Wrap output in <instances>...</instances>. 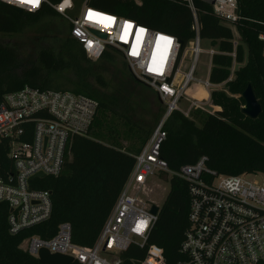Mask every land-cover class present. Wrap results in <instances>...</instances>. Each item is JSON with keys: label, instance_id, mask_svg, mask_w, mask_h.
<instances>
[{"label": "built area", "instance_id": "1", "mask_svg": "<svg viewBox=\"0 0 264 264\" xmlns=\"http://www.w3.org/2000/svg\"><path fill=\"white\" fill-rule=\"evenodd\" d=\"M88 1L79 8L74 0H40L38 7L20 0H0V4L29 13L53 10L69 25L70 38L90 62H97L108 51L118 55L131 76L155 93L165 112L134 156L130 175L93 246L74 245L70 224L61 223L53 238L29 237L19 248L36 260L39 251L45 249L51 255L70 257L71 263L77 264H165L162 250L148 245L160 210L149 199L152 189L148 183L158 176L169 184L177 178L188 186L189 227L180 251L190 257L191 264H264V184L257 175H219L207 167L206 157L172 172L160 158L169 116L180 112L189 119L193 111L215 115L212 93H226L220 88L231 81L234 72L235 64L228 80L220 85L196 77L200 57L207 55L211 65V58L218 51L201 48L195 0H182L191 13L194 32L185 47L170 34L92 8ZM210 7L220 23L232 30L235 49L239 44L236 25L243 20L236 1L215 0ZM90 11L112 20L97 23L88 18ZM97 34H103L105 39ZM259 40L263 43L264 63V35ZM231 57H235L234 52ZM190 87L196 92L202 90L203 99H186ZM184 100L188 104L185 110L180 107ZM97 108L96 100L70 91L25 86L4 95L0 103V151H5L0 163V204L9 210L11 235L49 218L51 195L40 189L41 180L60 174L71 138L89 134ZM39 173L43 178L30 180ZM152 207H157L156 214L151 213ZM131 247L144 251V257L125 261L121 255Z\"/></svg>", "mask_w": 264, "mask_h": 264}, {"label": "trees", "instance_id": "2", "mask_svg": "<svg viewBox=\"0 0 264 264\" xmlns=\"http://www.w3.org/2000/svg\"><path fill=\"white\" fill-rule=\"evenodd\" d=\"M140 1L139 5L131 0H89L88 3L92 8L170 34L182 47L194 37L191 13L182 0ZM235 1L243 20L236 25L239 44L234 49L232 30L212 14L209 4L195 0L199 36L218 51L211 58L209 82L223 84L234 64L241 67L225 84L228 94L212 93V104L217 108L215 115L195 111L194 118L188 119L180 112H173L165 122L166 139L160 148V158L172 172L206 157L207 167L219 175L264 176V63L263 43L259 40L264 35V0ZM61 20L51 9L17 14L10 8H0V37L35 30L25 48L28 56L24 60L20 57L24 49L3 45L0 41V103L4 95L25 86L40 90L68 87L70 92L98 103L89 134L71 138L60 174L41 180L40 189L51 195L49 218L18 235H11L7 223L9 210L0 204V264H40L19 248L21 243L33 236L53 238L61 223L70 224L74 245L93 246L130 175L134 156L165 112L162 105L161 115L150 126L134 121V109L128 100L132 95L128 92L125 96L124 88H113L108 78L114 67L112 52H106L97 62H90L70 38L69 25ZM130 77L136 81L131 74ZM248 86L261 108L255 119L245 116L241 110L240 95ZM235 95L238 98L231 97ZM111 119L122 121L129 131L134 130L138 145L125 150L114 144L115 140L107 141L100 132L110 127ZM24 139L28 141L30 135ZM4 152V149L0 151V163L4 161ZM188 211V186L172 178L148 238V245L162 250L165 264H191L190 257L180 251L189 227ZM121 257L125 261L140 260L144 251L131 247Z\"/></svg>", "mask_w": 264, "mask_h": 264}, {"label": "rangeland", "instance_id": "3", "mask_svg": "<svg viewBox=\"0 0 264 264\" xmlns=\"http://www.w3.org/2000/svg\"><path fill=\"white\" fill-rule=\"evenodd\" d=\"M136 5H139L141 3L140 0H131ZM206 2L209 5H213L215 0H202ZM85 0H78L76 3V6L79 8L84 4ZM62 21V20H61ZM34 31L35 30H26L19 34H14L11 36H1L0 41L3 45H9L14 48H22L23 51L20 53L21 59H26L28 56L25 52V48L29 44L30 40L34 37ZM202 50H209L211 47L209 46L207 41H202L201 44ZM111 55L114 57V64H113V70H111L112 75L108 77L112 81V87L117 88H124L125 90V96L128 94V92L132 95V97H129L130 105L134 109V115L132 116V119L134 121H143L146 126L152 125V123L156 120L157 117H159L163 111L162 104L158 101L155 93L146 87L145 85L139 83L138 81H134L130 77V72L127 67V64L124 60H122L118 55L111 53ZM210 58L207 55H202L200 57L199 64L197 66L196 71V77H199L201 79H207L210 69ZM59 75V74H57ZM57 75H54L53 77L56 78ZM114 77V78H113ZM53 90H59V91H70L68 87H64L61 89H55ZM194 87H190L186 93L185 98L192 97L195 99H203L201 96V91L196 92L193 90ZM223 91H226L228 94L227 89L225 88V85H222L221 88ZM203 92V91H202ZM201 96V97H200ZM200 97V98H199ZM232 98H238V96H231ZM242 106L244 105V102H242ZM187 101L184 100L180 107L182 109L187 108ZM217 109L215 108V111ZM195 111H193L189 117V119L194 118L192 115ZM203 114H207L202 112ZM213 113L214 109H213ZM212 113V114H213ZM209 115V114H207ZM163 114L159 118V121L161 120ZM158 121V123H159ZM157 123V124H158ZM110 127L104 128L100 133L103 137L106 138L107 141L113 142L115 140L117 146L122 147V149L127 150L129 147L137 146V138L138 136L135 134L134 130L129 131L128 127L119 120L111 119L110 123H108ZM257 180L262 182L264 184V176L258 174ZM149 188L152 189L151 194L149 195V199L152 200L157 207H161L164 203V200L169 192L170 184L169 181H164L161 179V177L154 176L150 178L149 180Z\"/></svg>", "mask_w": 264, "mask_h": 264}, {"label": "water", "instance_id": "4", "mask_svg": "<svg viewBox=\"0 0 264 264\" xmlns=\"http://www.w3.org/2000/svg\"><path fill=\"white\" fill-rule=\"evenodd\" d=\"M0 8L6 9L10 8L12 11H14L17 14H21V10L14 7H9L6 4L1 3ZM100 38L105 39V36L103 34H97ZM241 43V42H240ZM241 66L235 65L234 71L238 70ZM240 98L243 100L244 105L241 107L242 113L251 118L255 119L259 115L261 108L258 104L257 100L254 97V94L252 92V89L250 86H248L240 95ZM34 178H43V174L39 173L33 176L30 180H33ZM151 213L156 214L157 213V207H152ZM72 258L58 255V254H49L47 250L42 249L38 253V262L40 264H70L72 262Z\"/></svg>", "mask_w": 264, "mask_h": 264}, {"label": "snow or ice", "instance_id": "5", "mask_svg": "<svg viewBox=\"0 0 264 264\" xmlns=\"http://www.w3.org/2000/svg\"><path fill=\"white\" fill-rule=\"evenodd\" d=\"M21 3L25 4H30L33 7H38L40 4V0H20ZM67 3L68 0H65ZM88 18L89 19H95V22L100 23V22H110L112 20L111 17H106V16H101L100 14L94 13V12H89L88 13Z\"/></svg>", "mask_w": 264, "mask_h": 264}, {"label": "clouds", "instance_id": "6", "mask_svg": "<svg viewBox=\"0 0 264 264\" xmlns=\"http://www.w3.org/2000/svg\"><path fill=\"white\" fill-rule=\"evenodd\" d=\"M9 2H14V0H9Z\"/></svg>", "mask_w": 264, "mask_h": 264}, {"label": "bare ground", "instance_id": "7", "mask_svg": "<svg viewBox=\"0 0 264 264\" xmlns=\"http://www.w3.org/2000/svg\"><path fill=\"white\" fill-rule=\"evenodd\" d=\"M201 94H204L203 92H201Z\"/></svg>", "mask_w": 264, "mask_h": 264}]
</instances>
